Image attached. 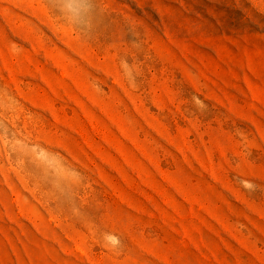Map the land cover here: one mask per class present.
<instances>
[{
	"label": "rangeland",
	"instance_id": "rangeland-1",
	"mask_svg": "<svg viewBox=\"0 0 264 264\" xmlns=\"http://www.w3.org/2000/svg\"><path fill=\"white\" fill-rule=\"evenodd\" d=\"M0 264H264V0H0Z\"/></svg>",
	"mask_w": 264,
	"mask_h": 264
}]
</instances>
